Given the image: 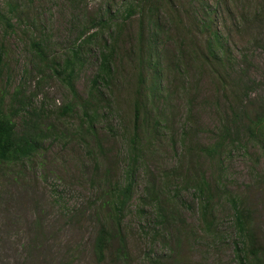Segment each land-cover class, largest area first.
<instances>
[{
  "label": "rangeland",
  "instance_id": "1",
  "mask_svg": "<svg viewBox=\"0 0 264 264\" xmlns=\"http://www.w3.org/2000/svg\"><path fill=\"white\" fill-rule=\"evenodd\" d=\"M174 1L181 23L159 15L152 52L161 84L139 121L143 153L132 168L127 146L136 131L133 48L139 14L123 17L139 0H0V11L11 24L0 21V90L8 93L7 103L18 89L29 108H42L58 135L43 144L24 184L0 174V264H116L111 256L98 262L92 254L98 227L94 215L106 217L99 194L109 190L99 180L106 177L110 186H124L131 172L132 195L121 219L127 264H148L150 258L158 264H241L234 207L248 212L257 236L264 238V129L254 125L264 105V0L222 1L224 12L211 29L228 52L225 66L220 59L209 64L204 56L208 30L199 33L194 20L204 0ZM122 21L96 129L103 147L99 154L93 138L85 149L76 135L80 109L62 117L61 109L75 102L64 75H54L50 66L62 65L77 50L74 85L86 98L99 52L112 43L111 32ZM33 42L41 43L45 62L38 60ZM154 72L148 68V80ZM195 165L214 198L210 228L192 193ZM153 179L165 193L168 211L181 220L175 226L143 228L139 199ZM153 210L145 207L146 216Z\"/></svg>",
  "mask_w": 264,
  "mask_h": 264
},
{
  "label": "trees",
  "instance_id": "2",
  "mask_svg": "<svg viewBox=\"0 0 264 264\" xmlns=\"http://www.w3.org/2000/svg\"><path fill=\"white\" fill-rule=\"evenodd\" d=\"M222 1H200L196 12H194V20L198 21L199 33L203 32V28L205 27L208 30L209 36L205 42L206 51L204 52V56L210 60L209 64H212L214 60L220 59L218 63L225 66L229 60L228 52L223 50V46L219 44L217 30L211 29L213 25L217 24L216 20L220 17V12H224L223 6L226 3ZM175 7L174 0H139V3L131 4L126 8L125 16L123 17L124 20H128L130 17L139 14V31L136 36V45L133 48V62L136 65L137 71V86L135 91L137 97L133 102L132 114L136 131L129 138L127 146L129 165L132 168L137 165L138 157L143 153V150L140 148L141 128L139 121L145 116L147 101L152 100L154 90L158 87L160 88L159 85L161 84L159 80L161 79V75L157 72L156 64L153 63L155 52H152L153 43L158 36L159 15L161 14L164 19H168V22L176 23L177 20L181 23V20L174 12ZM228 11L231 13L229 9ZM0 21H4L8 27H11L9 19L1 11ZM241 22L245 23L244 20ZM123 23L124 21L115 24L114 30L111 32L114 37L112 43L105 45L99 52V67L91 80V86L87 91L86 98L79 97L74 85L75 74L73 68L79 60L77 50L62 65L53 62V66H50L54 75L58 77L64 75L63 80L75 102V105L68 104L61 109L62 117L71 115L74 108L78 107L81 112V123L76 130V135L84 142L85 149H90L91 145L88 140L93 138L95 142L94 146H96L99 154L103 147L96 129L101 123V103L105 100V90L109 88V80L114 73L117 39H119L123 32ZM104 25L101 24V26ZM210 38H212V41ZM213 44L215 46H212ZM32 47L36 51L38 60L42 63L45 62L47 53L44 51L41 43L33 42ZM194 53L195 55H200L197 50ZM150 67L155 68V72L149 76L150 79L148 80L147 70ZM3 70V54L0 47V86L4 77ZM146 85H148V90ZM260 86L264 88V78ZM7 94V92L4 93L0 90V174L8 182L12 181L16 183L20 181L21 184H24L25 173L29 169H32L31 162L42 153L45 148L43 144L48 140L57 139L58 135L55 132L54 125L48 121L42 108L38 110L29 108V105L18 89L9 96L6 103L5 98ZM254 125L255 127L258 126L257 128L260 132L264 129V105H262L260 113L256 116ZM194 147H197V145ZM88 154H91L90 150ZM94 163L96 167L98 163ZM193 177L194 187L192 193L194 197H199L198 210L201 220L206 228H210L213 224L214 198L212 191L209 183L206 181L204 175L199 172L196 165L194 166ZM99 183L102 185V188L107 185L109 190L105 193V197L99 194L98 202L100 209L106 211V217L103 220H97V216L94 215L98 227L92 240V254L98 262L103 261L105 256H111L113 257V262L116 264H127V244L121 229V219L123 218L122 212L132 195V172L127 177L124 186H110L106 177L100 179ZM139 201L141 204L139 212L141 213V217L145 219L143 228H157L158 225L170 227L175 226L177 222H181L175 213L168 211L165 193L162 192L154 179L147 184L144 189V196ZM147 206L154 207L152 214L148 217L145 212V207ZM233 225L234 229L238 232V243H236V246H241L238 254L241 264H264V238L257 236L248 212L234 207ZM158 263V261H154L151 258L148 260V264Z\"/></svg>",
  "mask_w": 264,
  "mask_h": 264
}]
</instances>
